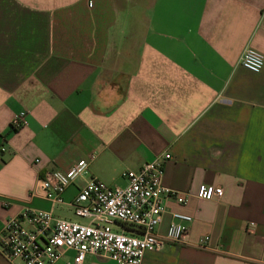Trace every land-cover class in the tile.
Masks as SVG:
<instances>
[{"label":"crops","instance_id":"1","mask_svg":"<svg viewBox=\"0 0 264 264\" xmlns=\"http://www.w3.org/2000/svg\"><path fill=\"white\" fill-rule=\"evenodd\" d=\"M247 49L264 59V0H0V230L27 208L87 224L69 203L88 179L125 187L161 158L162 185L186 201H165L157 233L172 213L192 222L142 264H264V66L245 70ZM80 160L52 207L39 178ZM200 185L223 196L197 199Z\"/></svg>","mask_w":264,"mask_h":264},{"label":"built area","instance_id":"2","mask_svg":"<svg viewBox=\"0 0 264 264\" xmlns=\"http://www.w3.org/2000/svg\"><path fill=\"white\" fill-rule=\"evenodd\" d=\"M240 64L258 74L264 59L255 50L247 49ZM27 119L28 113L20 112L12 119L10 129L17 131L26 127ZM169 158L165 155L163 159ZM87 170L88 162L80 160L65 172L46 173L38 180L43 199L52 207L63 204L65 191ZM122 176L127 182L125 187H109L96 179H88L69 203L73 214L87 219V224L32 208L10 218L0 230V253L8 261L19 260L23 264H56L67 251L75 253L73 264H82L89 254L115 264H142L145 252L160 250L168 242L181 243L192 222L188 215L172 213L166 233L162 236L157 233L165 213V201L173 199L180 205L186 201L185 195L162 185L163 160L157 158L138 171H126ZM222 196V188L207 185H200L195 194L197 199L205 201ZM111 225L130 227L132 233L114 232Z\"/></svg>","mask_w":264,"mask_h":264},{"label":"rangeland","instance_id":"3","mask_svg":"<svg viewBox=\"0 0 264 264\" xmlns=\"http://www.w3.org/2000/svg\"><path fill=\"white\" fill-rule=\"evenodd\" d=\"M110 227L114 232L131 235V232L128 229L123 228L121 225H111Z\"/></svg>","mask_w":264,"mask_h":264},{"label":"trees","instance_id":"4","mask_svg":"<svg viewBox=\"0 0 264 264\" xmlns=\"http://www.w3.org/2000/svg\"><path fill=\"white\" fill-rule=\"evenodd\" d=\"M11 131H13V130H11ZM124 228H126V229H128V230H131V228H130V227H126V226H125Z\"/></svg>","mask_w":264,"mask_h":264}]
</instances>
